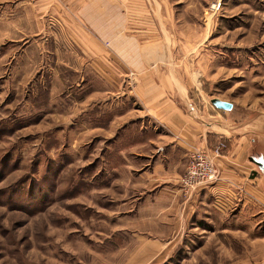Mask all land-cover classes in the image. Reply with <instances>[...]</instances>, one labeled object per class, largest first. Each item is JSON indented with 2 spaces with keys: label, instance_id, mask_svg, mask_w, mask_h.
<instances>
[{
  "label": "rangeland",
  "instance_id": "1",
  "mask_svg": "<svg viewBox=\"0 0 264 264\" xmlns=\"http://www.w3.org/2000/svg\"><path fill=\"white\" fill-rule=\"evenodd\" d=\"M119 1L108 0V27L122 21V36L172 47L159 72H134L98 45L83 0H0V264H264L253 161L264 160V0H123L122 13ZM161 72L195 84L180 106L204 133L227 135L194 151L223 156L229 133L231 150L243 136L254 169L230 190L221 172L189 194L179 181L184 202L208 192L209 214L164 244L152 235L170 231L138 217L147 192L136 172L153 154L148 139L167 131L151 117L112 127L145 110L142 79ZM216 97L234 105L223 119L212 117Z\"/></svg>",
  "mask_w": 264,
  "mask_h": 264
},
{
  "label": "crops",
  "instance_id": "2",
  "mask_svg": "<svg viewBox=\"0 0 264 264\" xmlns=\"http://www.w3.org/2000/svg\"><path fill=\"white\" fill-rule=\"evenodd\" d=\"M83 2L82 12L90 24L91 34L97 44L100 45L102 42L104 45L113 47L121 61L125 62L130 70L138 72L152 67L157 73L160 64H169L166 62L167 56L165 57V55L172 52L171 46L168 47L159 41L142 44L136 36H131V38L122 36L119 33L122 31L120 29L122 21L108 27L110 20L107 17L108 0H83ZM124 3L126 4L123 0L118 2L120 13H122ZM121 43L125 46L126 51L124 46L119 45ZM126 44L129 45L126 46ZM142 81L145 86L152 87V89H144L146 91L143 95V101L146 103L145 110L139 111V113L129 111L127 115H120L112 127L118 134L126 126L131 127L139 120L151 117L154 120V125L159 124L167 131L163 136L156 134L157 138L148 139L147 145H153L154 151L152 155H147V165L136 172L138 177L136 181L139 183L138 188H144L147 192L144 205L138 210V217L140 216V220L146 224L155 223L160 225L159 229L170 231L168 237H165V233L164 235L153 234L152 237L158 243H173L174 230L187 228L190 219L197 213L200 214L202 209L209 214L206 201L208 192L200 190L191 201L184 202L182 197L179 181L187 170L188 156L190 152L199 147H210V141L216 140L219 141L217 143H224L221 139L226 138L227 135L219 136L212 131L204 133L203 122L198 121L197 116L186 114L185 109L180 106L183 101H188L187 92L194 90L195 84L178 79L172 72H161V77L156 79L144 76ZM216 98L229 102L220 97ZM212 110V117L215 119L220 117L223 119L228 116V112L218 110L214 106H212ZM228 140L229 150L215 161L217 168L222 173V178L226 181L225 184L222 183L226 190H230V178L232 180L236 178L240 182L242 178L248 181L254 180L251 176L254 175V169L247 161L249 158L253 163L250 156L247 155L248 147L245 137L241 136L236 139L232 150L230 149V133ZM138 144L144 145L142 142ZM219 188L220 185L217 184L211 188V191H216Z\"/></svg>",
  "mask_w": 264,
  "mask_h": 264
},
{
  "label": "built area",
  "instance_id": "3",
  "mask_svg": "<svg viewBox=\"0 0 264 264\" xmlns=\"http://www.w3.org/2000/svg\"><path fill=\"white\" fill-rule=\"evenodd\" d=\"M222 147L213 153V156L203 150L192 152L186 173L181 177L180 183L186 194L198 187L213 185L220 178V171L214 162L215 158L222 157Z\"/></svg>",
  "mask_w": 264,
  "mask_h": 264
},
{
  "label": "water",
  "instance_id": "4",
  "mask_svg": "<svg viewBox=\"0 0 264 264\" xmlns=\"http://www.w3.org/2000/svg\"><path fill=\"white\" fill-rule=\"evenodd\" d=\"M212 105L218 110H222V111H232L234 107L232 103L222 101L220 99H213ZM253 161L259 167V169L264 173V160L253 159Z\"/></svg>",
  "mask_w": 264,
  "mask_h": 264
}]
</instances>
